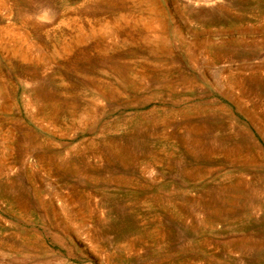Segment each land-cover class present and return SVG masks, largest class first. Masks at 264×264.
I'll return each instance as SVG.
<instances>
[{"label":"rangeland","instance_id":"374dc122","mask_svg":"<svg viewBox=\"0 0 264 264\" xmlns=\"http://www.w3.org/2000/svg\"><path fill=\"white\" fill-rule=\"evenodd\" d=\"M153 1L161 16L154 44L147 36L139 40L145 35L137 22L143 4L134 0H8L12 14L0 9V30L24 21L46 56L42 62L21 60L0 45V264H165L168 258L182 264H264V187L255 182L241 191L228 185L224 192L217 177L228 169L216 160L202 166L193 179L189 170L199 166L200 155L197 148L194 154L183 149L195 140L186 139L182 130L181 142L164 138L177 130L184 108L217 103L230 118L214 110L204 123L219 134L224 131L216 125L224 121L231 127V121L247 125L261 164L241 172L247 180L264 179V137L246 118L264 117V91L244 87L242 92L227 84L236 75L245 78L254 68L264 69V0ZM76 24L85 31L107 24L115 32L103 30L65 53L59 51L61 39L77 35ZM73 86L77 91L70 96L67 91ZM32 91L62 103L51 124L26 105ZM65 96L70 102L62 100ZM67 102L76 108L72 116ZM160 111L172 112L176 120L147 124L148 129L154 126L153 132L128 143L131 153L124 162L97 161L96 143L116 137L128 146L123 137L129 120ZM22 132L43 145L25 144ZM78 145L71 152L75 172L49 168L45 156ZM152 146L158 160L145 170ZM126 175L150 189L123 187L112 180ZM152 195L175 197L182 213L170 217L149 200ZM65 197L73 202L75 216L64 214ZM208 202L212 208L225 205V210L212 215ZM208 219L211 225H206ZM153 222L162 227L160 239L124 248ZM17 230L31 236L33 244H23ZM85 232L91 239H85ZM106 254L115 259L105 261Z\"/></svg>","mask_w":264,"mask_h":264},{"label":"bare ground","instance_id":"6f19581e","mask_svg":"<svg viewBox=\"0 0 264 264\" xmlns=\"http://www.w3.org/2000/svg\"><path fill=\"white\" fill-rule=\"evenodd\" d=\"M134 1L137 4H139V2L143 4V6L141 8V14L138 15L137 22H138L140 28L145 33V35L140 37L139 40L140 41L141 40L145 41L146 40V36H147L149 42H153V44H154V40H157L156 39L157 33H158L157 29L160 26L159 23H160V19H161L160 14L157 12V8H156V5H155V2L153 0H144V1L143 0H134ZM0 9H4V10H6V12L8 11L7 15H11L12 14V7L8 5V0H0ZM118 20L122 21V16H119ZM26 26H27V24L24 21L21 20L17 24H9L8 27L3 28L2 30H0V45L4 46L7 49H9L11 53L17 55L21 60H31L32 59L33 62H42L44 59H46V56H45V53H44L45 48L41 44L40 41H37V39L32 37V35H31L32 33L30 32L31 30L28 29ZM75 28L78 31L77 35L75 37H72V38H70L68 40H65V41H64V39H61L62 42H63V45H61L59 48H57L59 51L65 53L73 45L78 44L82 40L86 39V37L93 36V35L94 36H99V33L101 31H103V30H104L103 32H105V31L106 32L107 31L108 32H115V30L113 28L109 27L107 24L101 25L99 27V29L91 28V29H87V31H85V28H84V26L82 24H76ZM62 42H61V44H62ZM52 48L55 50L56 49V45L52 46ZM262 71H264V69H261L260 67L259 68L258 67L254 68V72L251 71V73L246 75L245 78H244L243 75H236V76H234L235 78H232L231 80H228L227 84L230 87H236L238 89L241 88L240 89L241 91H242V88H244V87H247V90H249V91L252 90L251 92H254V91H257V90L264 91V75L260 74ZM75 90L77 91L76 86L75 87L73 86L72 88L70 87V89H68V91H67L68 95L71 96V93H74ZM2 95H4V88H3L2 84L0 83V97ZM258 99L259 98H257V100ZM62 100H68L69 101L70 97L65 96V98H63ZM258 101H256V102L258 103ZM69 102H67L65 104V108H68L69 115L72 116L73 114L76 113V108L74 106V103L69 104ZM26 105L31 110L37 111L41 115L40 118L42 120L46 121V123H48V124H51L53 122V120L56 117V115H58L57 113L60 112V110H61L60 108H62V103L60 101H48L46 98H43L42 93H40L38 91H32V92H30V93H28L26 95ZM42 108H43V110L41 112H39ZM253 108H255V107H253ZM214 110H217L218 112L223 114L227 119L230 118L229 117L230 114L228 115V112L224 109V107L218 106L217 103L216 104L215 103L208 104L207 106L202 107V108L201 107H187V108H184L183 110L180 111L182 114L179 117V122L177 124V126H178L177 130L174 132V134L165 135L164 138L165 139H169L170 137H173L176 141H180L181 142L180 135H181V130H182L183 131V135H184V137L186 139H188L189 141L195 140V143L193 144L192 147H191V145H187L183 149L187 153L194 154V152L196 151V148H197L198 151L195 152V154L196 155H200L199 157H196L199 160V162H200L199 166L189 170V171L193 170L192 174H189V176H192L193 179H194V177H198V175L201 174L202 168L203 167L205 168V166H206L205 164L206 163L210 164L212 166V162L214 160H216V162L218 163V165L221 166L222 169H225V168L228 169L226 172L224 171L223 173H220L221 177H219V176L217 177V178H219L218 179L219 180L218 185H219L220 188L222 187V190L225 189L228 185L229 186L233 185V187H236V188L240 187L242 189V187L245 188L247 184H254L255 185V182H256L258 187L259 186H261V187L263 186L264 187V185H263L264 179H260L259 178L258 180L255 181V179L252 178L250 180H247L243 176V174L241 172V171L249 170L250 168H257L258 165H259L258 162H260L257 159L258 158L257 157L258 151H257L256 147H258V146H256V142L253 139L254 138L253 137V133H251V131H250V129H248L247 125L243 126L242 123H241L242 124L241 125L238 122H232V121H231V123L233 124V127H231L232 125H230L228 123L229 121H224V122H221L220 125H216V126H218V129H219V127H221V129H223L224 134H219L218 131L215 133L214 130L216 131V129L212 130V128L210 126H208V125H206L204 123V121L208 117L212 116V115H210V113L212 111H214ZM160 112L161 113L154 112V113L149 114V115L145 114V115H143L141 117L136 118L135 120H129L128 125H127V130L125 131L126 134L123 137L126 140L127 144L129 142H131L134 138H136V137H138L140 135H142V136L146 135V132H148V131H152L153 132V127L154 126L150 127L148 129L149 125H147V124H150L151 122H153L155 124L158 121L159 122H164V121L165 122H173V121L176 120V118H174V114L172 112L171 113L169 111H166V112L165 111H160ZM259 115H257V116L250 115V117H248V114H247L246 118H248V121H249V124L251 125V127H253V129L257 130L258 132L260 131L261 136L264 137L263 136V134H264V125H263L264 124V119L263 118L264 117L263 118L262 117H258ZM169 119H171V120H169ZM22 136H23L22 139L24 140L25 144H29V145H33V146L36 144V139H29L27 132H22ZM173 144L177 145L178 143H173ZM42 145L43 144L41 143V145H40L39 142L36 144V146H38V147H40ZM80 147H81V145H78L75 148H67L65 150L58 151L57 154H50V155L45 156L47 158V160H46L47 165L49 166V168L57 167L58 169L62 168V169H65V170H70V171H74L75 172L77 169H76V166L71 163L72 162V160H71V158H72L71 152L74 149H76V148L78 150ZM129 148H131L130 144H128V146H126V144H122V138L109 137V138H105L104 141H101V143H99V144L96 143L95 144V149H94V154L93 155L95 157H97V161L99 159L105 158L107 161L113 160V161L124 162L125 159L127 158L126 155H128L127 152H129V150H130ZM147 150L149 151V155H150V156L148 155L149 156L148 157L149 162H145V164L142 163L144 165L145 170L149 169L150 164L153 163L152 161L158 160V156L156 155V153H154L155 152V148L153 146L151 148H148ZM129 153H131V152H129ZM175 156H177V154H175ZM175 156L173 155L171 158H173ZM146 157H147V155H146ZM164 160L168 161L169 160V156H166L164 158ZM213 164H215V162ZM260 164H261V162H260ZM185 171H187V169H185ZM90 172L93 173L92 175H94V173H96V171H90ZM233 172H236V174H233ZM251 175H253V174H251ZM90 177H92L93 179H98L95 176H91L90 175ZM112 180L115 181L116 184H118L120 186H123V187H128L129 188L130 185L135 184V188L134 189H136V190H146L147 188L150 189L148 184H146L144 182H140L138 180L133 181L132 177L128 176V175L117 177V178H113ZM210 188L212 189L213 187L210 186L209 189ZM246 189H248V188H246ZM249 190H251V189L249 188ZM256 190H255V192H256ZM215 191H217V190H215ZM225 191H226V189L224 190V192ZM241 191H244V190L242 189ZM252 191L254 192V190H252ZM212 192H213V190H212ZM237 192L240 193V191H237ZM214 193L215 192H213V194ZM221 193H223V192H221ZM233 193H234V191H233ZM243 196H246V192H245V194H243ZM209 197H207V198H209ZM216 197H218V195ZM219 197H221V196H219ZM238 197H241V195L240 196L238 195ZM255 197H257V195ZM65 198H66V202L63 203V205H64L63 206V212H64V214L66 216L70 217L71 216V212L73 210H75V208L72 207L73 206V202L70 205L68 198L67 197H65ZM163 198H165V197H163ZM163 198L161 197V195L160 196L159 195H152L149 198V200H153L156 203V206L159 209H161L162 212L167 213L170 217H176V215L181 212V211L179 212V210L176 208V207L180 208V206H179L180 202H178L177 199L175 197H173V196H168V197H166V199H163ZM195 198H197V197H195ZM225 198H228V196L227 197L225 196ZM246 198H247V196H246ZM215 199H217V198H215ZM211 200H214V199H211ZM211 200L209 199L208 201H211ZM232 201L228 200V202H230V203ZM248 201H250V200H248ZM219 203H221V202H219ZM209 204L211 205V209H213L212 212H211L212 215H215L222 208H224V210H225V205H221V206L220 205H216V206H214L215 208H212L213 207L212 206L213 202L209 203ZM182 205H183V203H182ZM186 205H188V203ZM233 205H235V203ZM191 207H192V205H191ZM226 207H227V205H226ZM201 208H199L200 211H201ZM189 209H191V208H189ZM192 209L190 210L191 212H192ZM188 211L186 213L189 214L190 212H188ZM197 212H199V211L197 210ZM208 213H210V212H208ZM72 214H73V216L76 215V213H74V212H72ZM194 215L197 216L196 214H194ZM187 216H189V215H187ZM189 217H191V216H189ZM208 217H206V218H208ZM211 218H214V217H211ZM212 221L213 220L209 221V219H208L205 223H206V225H211ZM89 234H88V232L84 233V235L86 236V238H85L86 240L87 239L88 240L91 239V236ZM162 235H164V233L162 232V227L159 226V224L157 225L155 222L150 223L149 226H147L145 229H143L141 231H138L137 234H136V238H134L132 241H128L124 245V248L133 249V246H135L137 244V242L140 241V240H142V241L143 240H146V241L151 240L153 242H156L158 239H160L159 237H162ZM239 235L240 234H238V236ZM244 235H242V236H244ZM16 236L19 239H22V243L25 244L26 246H28V245L31 246L33 244V238L31 236L26 235L25 232H23V231L17 230V235ZM167 237H168V234H167ZM241 238H243V237H241ZM245 238H244V240H245ZM250 239H252V238H250ZM241 240L239 239V242ZM251 241H253V239ZM239 242H238V244L241 245ZM245 242H247V241L245 240ZM91 244H92L93 247H95L96 250H99V251L103 252L102 247L99 246V249H97V247H98L97 244H95L93 242ZM157 245H155V246H157ZM251 245H252V242H251ZM138 247H140V246H138ZM252 247L254 248V246H252ZM241 248H242V246H241ZM245 249H246V247H245ZM248 249L249 248H247V250ZM156 253H158V252H156ZM147 254H148V252H147ZM165 256H167V255H165ZM103 259L105 261L109 262V261H113L115 258L113 256H111V254L110 255L106 254V256L103 257ZM193 259H196V258H193ZM161 260H159V262ZM190 263H192V262H190ZM114 264H116V263H114ZM157 264H158V262H157ZM165 264H182V263L178 262V260H175L173 258H170V259L168 258V261H166Z\"/></svg>","mask_w":264,"mask_h":264}]
</instances>
